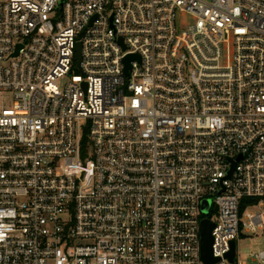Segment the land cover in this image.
<instances>
[{
    "label": "built area",
    "instance_id": "built-area-1",
    "mask_svg": "<svg viewBox=\"0 0 264 264\" xmlns=\"http://www.w3.org/2000/svg\"><path fill=\"white\" fill-rule=\"evenodd\" d=\"M256 232L264 0H0V264H241Z\"/></svg>",
    "mask_w": 264,
    "mask_h": 264
},
{
    "label": "water",
    "instance_id": "water-1",
    "mask_svg": "<svg viewBox=\"0 0 264 264\" xmlns=\"http://www.w3.org/2000/svg\"><path fill=\"white\" fill-rule=\"evenodd\" d=\"M64 2L61 3V5ZM17 55V54H16ZM77 58L79 61H81V44L78 45L77 48ZM137 58L135 56H129L126 58V66L127 69H129L130 65L129 62ZM209 210V203H205L204 206V211L208 212ZM214 229V225L209 221V220H204L202 222L201 226V232H202V258L206 263H216L219 261V259L213 257V250H212V245H213V236H212V231ZM235 242L231 244V252L227 254L228 259L231 262H234L235 256H236V249H235Z\"/></svg>",
    "mask_w": 264,
    "mask_h": 264
},
{
    "label": "rangeland",
    "instance_id": "rangeland-1",
    "mask_svg": "<svg viewBox=\"0 0 264 264\" xmlns=\"http://www.w3.org/2000/svg\"><path fill=\"white\" fill-rule=\"evenodd\" d=\"M9 104V100L7 101ZM236 251L238 261L241 264H264L259 263L255 255L264 251V233H251L247 237H242L236 241Z\"/></svg>",
    "mask_w": 264,
    "mask_h": 264
}]
</instances>
